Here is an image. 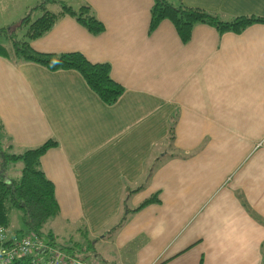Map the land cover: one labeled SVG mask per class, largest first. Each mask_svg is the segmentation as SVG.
<instances>
[{
	"label": "crops",
	"instance_id": "1",
	"mask_svg": "<svg viewBox=\"0 0 264 264\" xmlns=\"http://www.w3.org/2000/svg\"><path fill=\"white\" fill-rule=\"evenodd\" d=\"M38 1L6 12L16 21ZM63 1L88 4L104 30L89 32L49 2L60 15L31 46L109 62L124 86L114 103L74 69L0 56L2 141L14 151L57 141L40 164L63 237L83 232L98 264H260L264 22L239 33L198 22L182 42L168 19L148 31L154 0ZM168 1L264 17V0ZM151 195L158 200L139 207Z\"/></svg>",
	"mask_w": 264,
	"mask_h": 264
},
{
	"label": "trees",
	"instance_id": "2",
	"mask_svg": "<svg viewBox=\"0 0 264 264\" xmlns=\"http://www.w3.org/2000/svg\"><path fill=\"white\" fill-rule=\"evenodd\" d=\"M49 2H59L62 7L60 13L66 12L75 16L89 32L97 34L104 30L103 22L96 17L88 4L81 5L76 10L63 0H39L18 20L0 27V56L14 63L36 62L50 70L74 69L83 76L86 83L104 103H114L123 93L124 86L112 77L109 62L91 61L79 50L57 53L39 51L31 46L30 40L49 30L60 15L48 9ZM38 10L40 14L33 18L34 12ZM163 19H168L172 23L182 42L190 39L193 26L198 22L214 26L219 33L225 31L239 33L252 23L264 22V17L259 15L240 14L223 18L218 13L201 7L183 3L174 4L168 0H154L150 9L148 31L155 29ZM4 41L10 42L11 46L8 47ZM56 144L55 139L49 138L37 146L14 151L11 150L10 144L4 147L0 141V228L8 234L7 239L9 237L10 242L12 238L24 236L42 239L45 223L59 212L54 184L46 176L40 164V156ZM17 161L21 163L19 172L10 176L7 172L9 162ZM157 200L156 195H151L145 198L139 207ZM14 208L20 211L22 222L25 225V228L21 229V234L18 232L10 234L7 229L11 222V210ZM121 222L122 220L112 228ZM46 234L48 243L88 263L98 264L94 253L87 252L89 241L86 247H79L70 236L65 240L69 243L65 246L55 241L51 230H47ZM79 235L84 236L83 232ZM81 250L82 254L79 253ZM9 264H32V261L30 256H19ZM260 264H264V242Z\"/></svg>",
	"mask_w": 264,
	"mask_h": 264
},
{
	"label": "built area",
	"instance_id": "3",
	"mask_svg": "<svg viewBox=\"0 0 264 264\" xmlns=\"http://www.w3.org/2000/svg\"><path fill=\"white\" fill-rule=\"evenodd\" d=\"M7 235L3 228H0V264H9L19 256H30L32 264H94L66 253L43 239L24 236L12 238L10 242Z\"/></svg>",
	"mask_w": 264,
	"mask_h": 264
},
{
	"label": "rangeland",
	"instance_id": "4",
	"mask_svg": "<svg viewBox=\"0 0 264 264\" xmlns=\"http://www.w3.org/2000/svg\"><path fill=\"white\" fill-rule=\"evenodd\" d=\"M23 2V0H0V27L4 26L5 24H7L8 22H10L12 19H10V16L7 14L6 10L7 9H12L14 7H16L17 5L21 4ZM58 6V5H57ZM59 7V6H58ZM37 17V14H33V18ZM20 18V17H19ZM13 22V21H11ZM21 33V32H20ZM23 33V31H22ZM4 43L10 47L11 43L8 41H4ZM2 134L0 132V141H2ZM3 146L6 147L7 143L3 142ZM21 166V163L19 161L17 162H9V167H8V174L11 176L14 173H18L19 172V168ZM11 222L8 226V232L10 234H13V232H18V234H21V229L25 228L24 223L22 222L21 219V213L17 208H14L11 210ZM53 217H51L48 221L47 224L45 223L43 230V237L42 239L44 241L48 240V235L46 234V231L49 229L48 226H55L54 230L56 233H58L57 236H55V238L58 240L57 243L59 245H64L67 246V242H65V239L63 237V235L67 234L70 231H67L65 229V226H62L61 224L57 223L55 220L52 219ZM111 227V226H110ZM100 234V233H99ZM73 239L75 240L76 244L79 245V247H84L87 244V239L86 238H82L80 236H74ZM78 250V249H77ZM79 253H83V251H79Z\"/></svg>",
	"mask_w": 264,
	"mask_h": 264
}]
</instances>
